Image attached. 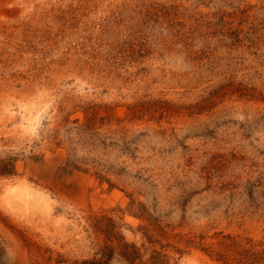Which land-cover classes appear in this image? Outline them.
Returning a JSON list of instances; mask_svg holds the SVG:
<instances>
[{"label":"rangeland","instance_id":"1","mask_svg":"<svg viewBox=\"0 0 264 264\" xmlns=\"http://www.w3.org/2000/svg\"><path fill=\"white\" fill-rule=\"evenodd\" d=\"M17 237L264 264V0H0V264Z\"/></svg>","mask_w":264,"mask_h":264},{"label":"bare ground","instance_id":"2","mask_svg":"<svg viewBox=\"0 0 264 264\" xmlns=\"http://www.w3.org/2000/svg\"><path fill=\"white\" fill-rule=\"evenodd\" d=\"M18 238V237H17ZM15 238L14 240V243H15V246H16V252H17V260H18V263L19 264H31L30 261H31V258L33 259L34 258V262L35 260L38 261V264H43L41 261L40 258L38 257H35V253L34 251L32 252H29L27 247L24 246V243H22L19 238L17 239Z\"/></svg>","mask_w":264,"mask_h":264}]
</instances>
